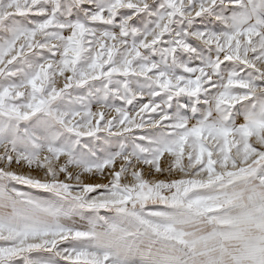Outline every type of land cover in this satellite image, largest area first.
Returning <instances> with one entry per match:
<instances>
[{
    "label": "snow or ice",
    "instance_id": "obj_1",
    "mask_svg": "<svg viewBox=\"0 0 264 264\" xmlns=\"http://www.w3.org/2000/svg\"><path fill=\"white\" fill-rule=\"evenodd\" d=\"M0 264H264V0H0Z\"/></svg>",
    "mask_w": 264,
    "mask_h": 264
}]
</instances>
